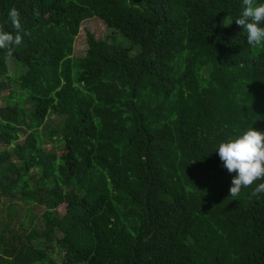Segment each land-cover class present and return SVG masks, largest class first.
Here are the masks:
<instances>
[{
	"label": "trees",
	"instance_id": "1",
	"mask_svg": "<svg viewBox=\"0 0 264 264\" xmlns=\"http://www.w3.org/2000/svg\"><path fill=\"white\" fill-rule=\"evenodd\" d=\"M13 7L25 32L0 50V207L43 211L41 228L0 227V264H264V181L230 196L218 153L264 131V49L236 23L242 0H0L5 31ZM94 18L112 34L87 33L75 58ZM52 111L65 123L46 151Z\"/></svg>",
	"mask_w": 264,
	"mask_h": 264
},
{
	"label": "clouds",
	"instance_id": "2",
	"mask_svg": "<svg viewBox=\"0 0 264 264\" xmlns=\"http://www.w3.org/2000/svg\"><path fill=\"white\" fill-rule=\"evenodd\" d=\"M34 14L38 16V10ZM8 20L14 32L5 31L4 24L8 21L0 22V50L11 56L22 43L21 33L25 30L16 8L8 12ZM236 23L246 31L251 48L264 49V2L242 0V10ZM218 153L224 168L235 174L229 189L230 196L237 197L242 189L251 187L254 182L264 181V131L250 128L238 137L221 143ZM260 193H264V182L258 183L251 195L258 196Z\"/></svg>",
	"mask_w": 264,
	"mask_h": 264
},
{
	"label": "rangeland",
	"instance_id": "3",
	"mask_svg": "<svg viewBox=\"0 0 264 264\" xmlns=\"http://www.w3.org/2000/svg\"><path fill=\"white\" fill-rule=\"evenodd\" d=\"M87 33H96L100 37L101 36L106 37L112 34V31H110L106 27V25L100 21V19L98 18L89 19V21L85 22L82 25L80 36L76 39L75 47H74L75 58H82L85 56L87 50V40H86ZM119 42L125 47H132L130 42L123 40L121 37H119ZM133 52L136 53V49H134ZM10 67L13 78H17L23 72L22 66L19 65L17 62H15L13 59L10 60ZM6 105H7V96L0 100V107ZM64 123H65L64 115L54 111H52L49 114V118L47 120L45 127L40 131L41 139L45 142L44 149L46 151L52 150L53 146L57 147L55 143H50L49 140L52 135L59 133L61 131ZM56 139L57 138L55 137V140ZM24 142H25V137L23 136V139L19 144L22 145ZM30 176H36L37 178L41 177L36 169L30 172ZM4 204L5 205H2L0 207V227H3L6 224L20 225V223H23L24 224L23 227L26 229L27 227L28 228L42 227V221L40 220L43 211L42 207H36V206L31 207L25 204L26 206L23 207L24 211L21 213V217L18 220L16 216V211L19 209V205L21 207L22 203H16V205L13 206L11 199L5 198ZM10 213L12 216H10Z\"/></svg>",
	"mask_w": 264,
	"mask_h": 264
}]
</instances>
